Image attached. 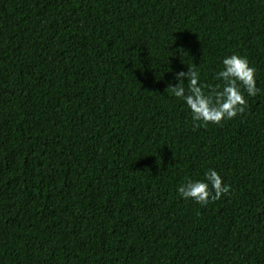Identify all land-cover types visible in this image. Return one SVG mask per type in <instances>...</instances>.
<instances>
[{
    "label": "trees",
    "instance_id": "obj_1",
    "mask_svg": "<svg viewBox=\"0 0 264 264\" xmlns=\"http://www.w3.org/2000/svg\"><path fill=\"white\" fill-rule=\"evenodd\" d=\"M232 53L260 93L194 127L168 83ZM0 264H264V0H0Z\"/></svg>",
    "mask_w": 264,
    "mask_h": 264
},
{
    "label": "clouds",
    "instance_id": "obj_2",
    "mask_svg": "<svg viewBox=\"0 0 264 264\" xmlns=\"http://www.w3.org/2000/svg\"><path fill=\"white\" fill-rule=\"evenodd\" d=\"M221 68L214 73L217 83H205L195 65L174 73L176 81L167 90L183 102L191 114L194 127L209 123L219 125L245 112L247 97L260 93L256 68L238 53L226 55ZM185 80L187 81L185 83ZM180 198L206 206L230 193V185L214 168L204 171L202 178H186L176 189Z\"/></svg>",
    "mask_w": 264,
    "mask_h": 264
}]
</instances>
